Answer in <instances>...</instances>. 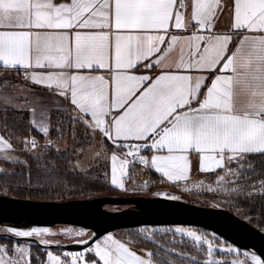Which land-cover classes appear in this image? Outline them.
I'll return each mask as SVG.
<instances>
[{
    "label": "snow or ice",
    "instance_id": "snow-or-ice-1",
    "mask_svg": "<svg viewBox=\"0 0 264 264\" xmlns=\"http://www.w3.org/2000/svg\"><path fill=\"white\" fill-rule=\"evenodd\" d=\"M225 14L227 24L221 22ZM0 71L15 72L26 82L11 87L41 86L54 103L69 106L58 110L99 138L96 157L109 162L105 176L122 191L132 179L130 166L139 163L173 184L189 181L194 167L214 174L215 186L198 181L193 187L228 202L264 196V171H256L257 161L264 164V0H0ZM11 79L0 77V86L8 87ZM29 110L30 130L45 144L28 136L20 141L23 150L60 153L49 138L47 112ZM14 152L11 139L0 135V160L20 162ZM69 164L74 173L87 171L79 159ZM11 175L0 169V177ZM0 190L8 194L6 187ZM0 232V264H32L31 245L9 237L59 244L43 238L52 235L47 228ZM177 234L194 250L206 246L199 253L203 262L183 257L190 264H264L255 253L221 262L212 258L213 240L182 228L172 233ZM139 235L156 244L155 233ZM131 243L108 235L89 244L87 252L62 257L47 251L46 261L36 260L153 264L152 251L138 253ZM222 251L239 255L231 247Z\"/></svg>",
    "mask_w": 264,
    "mask_h": 264
},
{
    "label": "trees",
    "instance_id": "trees-1",
    "mask_svg": "<svg viewBox=\"0 0 264 264\" xmlns=\"http://www.w3.org/2000/svg\"><path fill=\"white\" fill-rule=\"evenodd\" d=\"M29 122V113L26 111H16L11 109L0 110V134L11 139L15 146V150L18 151L25 160V163H9L0 160V167L12 173V175L6 179L0 177V189L6 187L8 190L7 196H16L18 198L33 200H59L62 202L69 200L93 199L104 196L144 195V193L130 188L134 176L132 170L135 168L136 164L130 167L132 179L128 182L129 189L126 192H121L111 185L109 177L105 176V172H108L109 169L107 162L103 158H101L103 162L101 161L100 163L102 166L101 169L90 172V174H81L79 171L74 173L70 171L71 165L69 164V161H75L73 151L70 149L71 145L74 146V144H76V148H83V142L90 138V132L80 124L72 125L67 112H55L51 115L50 119L51 128L49 138L54 142H65L63 138H66V143L69 145V148L61 149L60 153H57L54 150H48L47 152L43 151L41 158H36L37 156L33 157L29 152L24 151L20 141L25 137L32 136L35 137L39 143H45V138L42 135L34 130H30ZM57 128L60 129V132L56 131ZM78 135L82 138L77 144L75 137ZM52 161L55 162L54 169L51 163ZM256 171H264V164L257 161ZM199 179L200 178H197L196 181ZM201 179H203L205 183H214V174H207ZM139 185L145 186L144 184ZM146 185L153 193L165 190L173 191L183 197L181 200L193 203L188 200L192 197L184 194L183 184L169 183L154 171H149V182ZM0 194L5 195L2 190H0ZM198 194L203 196V194L206 195L207 193ZM193 196L195 197V195ZM232 203L233 206L237 208L238 212L229 208V206L225 207L236 215L248 219L247 221L264 231V196L257 195L251 199H239ZM195 229L200 230L199 228ZM136 231L137 229H130L121 230L117 233L123 234L126 238V242L131 240V245L133 247L152 251L154 253L153 262H155L154 260H158L156 257L158 256V245H154L151 242H146L141 239V236L136 235ZM17 242L20 244L25 243ZM62 243L67 244L70 242L62 241ZM11 246L12 245H10V247ZM32 248L34 251L31 253L33 257L32 264H37L36 257H39L40 261H46L47 252L33 244ZM54 252L61 253L58 250H54Z\"/></svg>",
    "mask_w": 264,
    "mask_h": 264
},
{
    "label": "water",
    "instance_id": "water-1",
    "mask_svg": "<svg viewBox=\"0 0 264 264\" xmlns=\"http://www.w3.org/2000/svg\"><path fill=\"white\" fill-rule=\"evenodd\" d=\"M106 206L124 207L119 211ZM0 225L17 229L81 227L92 232V246L102 237L121 230L142 227H188L214 233L240 251H253L264 259V231L220 206H199L163 196H104L93 199L36 201L0 194ZM3 235V234H0ZM40 244L36 238H15ZM89 244L50 245L68 252L86 250ZM44 246V245H42Z\"/></svg>",
    "mask_w": 264,
    "mask_h": 264
},
{
    "label": "rangeland",
    "instance_id": "rangeland-1",
    "mask_svg": "<svg viewBox=\"0 0 264 264\" xmlns=\"http://www.w3.org/2000/svg\"><path fill=\"white\" fill-rule=\"evenodd\" d=\"M1 74L2 73L0 72V75ZM81 138L82 137L79 135L75 137L77 144L79 143V141H81ZM63 140L65 142L57 141L55 143L60 147V149H66L67 147L69 148V145L66 143L67 139L63 138ZM83 143H84L83 148H76L77 147L76 144H74V146L71 145V147H70V149L73 151V156H74L75 160L79 159L81 166L87 170L86 173H88V174H90V172L97 171L98 169L100 170L102 167L100 163H101V161L103 162V160L101 158L96 157V153L98 151H100V146L98 145V143H99L98 138H94L90 132V138L86 139ZM43 151L45 152L44 148L42 147L41 149L37 150V153L43 154L42 153ZM77 151H79L81 153V155L79 157H77V155H76ZM37 153H30V155L33 157H36ZM13 156L17 157L18 160L20 161L17 163H21V162L25 163L24 158L22 156H20L17 152H14ZM0 169H3V168L0 167ZM202 180L203 179H199L197 181L194 180V182L195 181L198 182V181H202ZM206 184H212L213 186H215L214 183H206ZM126 185H127V183H126ZM132 185H134V184H132ZM130 188L132 190H138L139 192L144 193V195H146L147 197L163 196V195H156L157 193H161V194H167L169 196H178V197H180V199L183 198L180 194L175 193L173 191L165 190V191L153 193L149 190L148 186L138 185L136 188H133V187H130ZM189 188L191 189V191H185L184 190V194L189 196V197H192L191 199H188V198L187 199L192 201L193 204L195 203V204H198L199 206H205V207H210V206L216 205V206L226 208L225 206H229V208H232L238 212L237 208L235 206H233V203L228 202V198H226L224 196L216 195V194H213L211 192L205 191L203 187L195 188V187H193V184L191 186H189ZM198 193H207V194L206 195L203 194V196H200ZM144 195H142V196H144ZM193 195H195V197ZM122 196H124V195H119L116 197H122ZM126 196H128V195H126ZM11 197L18 198L16 196H11ZM22 199H24V198H22ZM30 200H33V199H30ZM36 201H49V200H36ZM56 201H59V200H56ZM59 202H61V201H59ZM62 202H65V201H62ZM105 208L107 210H110V211H119V210L124 209V207H117V206H106ZM237 216L240 217L239 215H237ZM240 218H242V217H240ZM247 218H249V217H247ZM242 219H244V218H242ZM244 220L247 221L248 219L245 218ZM247 222H249V221H247ZM3 228H5V227L0 225V229H3ZM177 228H182L186 231H192L198 235H201V236L207 237L208 239L213 240L214 241V248L216 249V251L214 252V255L212 257L213 259L220 260L221 262L233 261L236 259H240V260L245 259V256L243 254L247 253V252L240 251L239 249L232 246L231 244L226 242L224 239H222L218 235L211 233V232H207V231L202 230V229L197 230L195 228H187V227L185 228V227H178V226H176V227H153V228L152 227H142V228H137L136 235H139L141 233V230H146L148 234L155 233V235L153 236V239L156 241V244L158 245V250H157L158 256H156L158 258V260H154L155 262H153V264H190L189 259H183V257H188V258L193 259V260H200L201 262H203L205 260L206 257L203 255H200L199 253L203 252L205 250L206 246L194 250V246L192 245V242L187 237H181L178 234L175 237H173L172 233ZM31 229L32 228H30L29 230H31ZM47 229L50 230L52 235H45L43 238L50 240V241L51 240H53V241L58 240V242L62 240L64 242L77 243L76 241L82 240V239H87L92 234V232L90 230H85L84 228L76 227V226L59 225V226H55V227L47 228ZM65 231L68 232V235L63 234ZM77 232H82L85 235L84 236H77V235H75V233H77ZM165 233H167V235H165ZM0 234H3V233L0 232ZM114 234H115V236L118 235V236L124 237L123 234H119L117 232H115ZM33 238L38 239L37 237H33ZM103 239L104 238H101V240H99V241H102ZM124 239H126V238L124 237ZM173 240H175L176 243H172L171 241H173ZM216 240H218V242H219L218 244L215 243ZM62 241L59 242V244H58L59 246L64 245L62 243ZM67 244H69V243H67ZM21 245H24V244H21ZM30 245H31V243H30ZM33 245H36V244H33ZM51 245L54 246L57 244H51ZM36 246L41 248L45 252L52 251L53 253H58V254H59V252H54V250L60 251L61 252L60 254H62L64 252V250H62V249L52 248L51 246H47V247L42 246V245H40V246L36 245ZM225 247H231V248L237 249L239 252V255L237 256L235 253H233V254L225 253L224 251H222V249H224ZM30 251H31V253L34 252L32 245H31ZM80 252H87V249L80 251ZM75 253H77V252H75ZM87 255H89V253H87Z\"/></svg>",
    "mask_w": 264,
    "mask_h": 264
},
{
    "label": "crops",
    "instance_id": "crops-1",
    "mask_svg": "<svg viewBox=\"0 0 264 264\" xmlns=\"http://www.w3.org/2000/svg\"><path fill=\"white\" fill-rule=\"evenodd\" d=\"M221 22L223 24H227V22H228L227 14H225V16ZM0 72L2 73L0 75V77H3L5 75L12 77L8 87L0 86V110L11 109V110H16V111H26L29 113V117L31 120L32 113L29 110L30 108H35L36 112L38 114L40 112H47L49 118L51 119V115L53 113L61 112L58 110L60 107H69L67 105L54 103L50 94L41 86L28 84L27 88L30 90H24V91H21V89H18V88L11 87V84H18V85L23 86V85H25L26 82L24 81V79L21 75L15 73V72H3V71H0ZM97 74H101V73H97ZM98 141H99V138H98ZM40 144L44 145L45 143H40ZM98 145L100 146V142L98 143ZM15 152L18 153V151H16V150H15ZM107 164H108V169L110 170L109 162H107ZM149 171H154V170L148 169L145 166L140 165L139 163H136L135 168L132 170V173H134L132 184H134L135 186L132 185L131 187L136 188L139 184L146 185L149 182ZM207 174H210V173H207ZM207 174L198 172L197 169L194 167L189 181L178 182L177 184H183L182 185L183 188H185L186 186L189 188V186L194 184V183H192V182H194L193 180H196L197 178L201 179V178H203V176H205ZM158 175H160V174H158ZM163 179L166 180V178H163ZM109 180H110V177H109ZM169 183H172V182H169ZM112 186L114 188H116L114 185H112ZM126 188L129 189V183H127ZM116 189L121 191V192H126V191H122L118 188H116ZM108 235H112L114 238H117V239L121 240L122 242H126L123 237L118 236V235L115 236L114 233H111ZM108 235H106V236H108ZM106 236H104V237H106ZM104 237H102V238H104ZM99 240H101V239H99ZM23 244H30V243L25 242ZM31 245H32V243H31ZM130 246L132 247L133 250L137 251L138 253L145 250V249H139V248L133 247L132 245H130ZM66 252H68V251H64L62 254H60V253L59 254L53 253V254L61 255L63 257V254ZM70 253H75V252H70ZM91 255L92 254L89 253L88 257H90Z\"/></svg>",
    "mask_w": 264,
    "mask_h": 264
},
{
    "label": "bare ground",
    "instance_id": "bare-ground-1",
    "mask_svg": "<svg viewBox=\"0 0 264 264\" xmlns=\"http://www.w3.org/2000/svg\"><path fill=\"white\" fill-rule=\"evenodd\" d=\"M20 230H29V229H20ZM39 240V238L37 239V241ZM50 246V245H49ZM247 253L251 254L254 253L253 251H246Z\"/></svg>",
    "mask_w": 264,
    "mask_h": 264
},
{
    "label": "built area",
    "instance_id": "built-area-1",
    "mask_svg": "<svg viewBox=\"0 0 264 264\" xmlns=\"http://www.w3.org/2000/svg\"><path fill=\"white\" fill-rule=\"evenodd\" d=\"M123 151H127V150L125 149V150H123ZM85 230H87V229H85Z\"/></svg>",
    "mask_w": 264,
    "mask_h": 264
}]
</instances>
